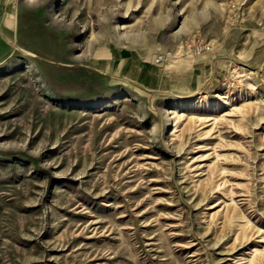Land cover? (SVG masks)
<instances>
[{
    "label": "rangeland",
    "instance_id": "obj_1",
    "mask_svg": "<svg viewBox=\"0 0 264 264\" xmlns=\"http://www.w3.org/2000/svg\"><path fill=\"white\" fill-rule=\"evenodd\" d=\"M0 264H264V0H0Z\"/></svg>",
    "mask_w": 264,
    "mask_h": 264
},
{
    "label": "built area",
    "instance_id": "obj_2",
    "mask_svg": "<svg viewBox=\"0 0 264 264\" xmlns=\"http://www.w3.org/2000/svg\"><path fill=\"white\" fill-rule=\"evenodd\" d=\"M16 1V0H12ZM212 49V46L209 43H199L195 47V51L197 55H202L206 52H209ZM174 56V52L172 50L164 51L163 53H160L156 56L157 62H163L168 60L169 58Z\"/></svg>",
    "mask_w": 264,
    "mask_h": 264
},
{
    "label": "crops",
    "instance_id": "obj_3",
    "mask_svg": "<svg viewBox=\"0 0 264 264\" xmlns=\"http://www.w3.org/2000/svg\"><path fill=\"white\" fill-rule=\"evenodd\" d=\"M212 60V59H211ZM212 62V61H211Z\"/></svg>",
    "mask_w": 264,
    "mask_h": 264
}]
</instances>
